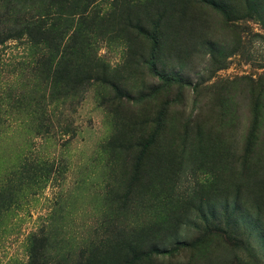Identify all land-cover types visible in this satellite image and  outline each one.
Segmentation results:
<instances>
[{
  "label": "rangeland",
  "instance_id": "374dc122",
  "mask_svg": "<svg viewBox=\"0 0 264 264\" xmlns=\"http://www.w3.org/2000/svg\"><path fill=\"white\" fill-rule=\"evenodd\" d=\"M48 4L58 98L0 45V264H264V0Z\"/></svg>",
  "mask_w": 264,
  "mask_h": 264
},
{
  "label": "trees",
  "instance_id": "16d2710c",
  "mask_svg": "<svg viewBox=\"0 0 264 264\" xmlns=\"http://www.w3.org/2000/svg\"><path fill=\"white\" fill-rule=\"evenodd\" d=\"M41 1L42 0H33V5H31L30 10L23 13H20V11L17 10L16 15L14 16V19L11 21V23L6 24L7 20L0 22V45H3L8 41L24 45L26 49L24 52L27 54V57L32 60L34 59L35 61L34 71L40 70V76H44L46 83L49 75L52 77L49 84V90L51 92L48 93V96L51 97V95L55 94L56 98H58L60 96L59 92L61 91V86L64 85V82L59 81L61 70L57 71L56 68L60 61V58L57 57V54L59 53L60 55H63L64 53V50L61 49L62 32L59 31L61 18L59 13L52 11L56 10L54 9L55 5L51 4V9L49 7L50 3L46 7H42L41 5L36 6V4H40ZM82 13H84V10ZM149 40L155 45L156 39L154 35H151ZM41 92L43 94L42 97H44L45 93L47 92L46 84L45 88L41 90ZM47 113L48 112L46 109H44V107L35 108L33 110V114L36 117H40V121L38 122L41 124H38L37 129H41L43 127L42 124L44 118H47ZM156 128L158 129L159 126L157 125ZM152 143L153 135L150 136L147 142L143 145L139 154V158L152 145ZM137 164H134V170H136ZM32 167L33 166L30 165V169ZM35 168L40 169L39 164H37ZM31 178L32 177H30V179ZM34 244L31 245L29 250L30 259L27 264H43L42 262H37L36 260L37 257L39 258V255L38 248ZM159 252V249L153 247L149 250V252L143 255H155L159 254ZM138 257L139 256L134 255L131 259L138 260ZM129 264H131L130 261Z\"/></svg>",
  "mask_w": 264,
  "mask_h": 264
}]
</instances>
